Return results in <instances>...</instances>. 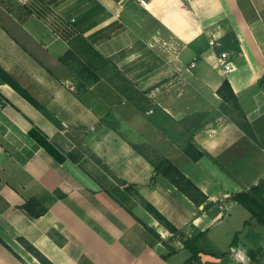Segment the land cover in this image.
<instances>
[{"label":"crops","instance_id":"0c3cea01","mask_svg":"<svg viewBox=\"0 0 264 264\" xmlns=\"http://www.w3.org/2000/svg\"><path fill=\"white\" fill-rule=\"evenodd\" d=\"M141 1L0 0V67L61 125L0 81V238L26 264L40 263L19 237L52 264H174L187 251L181 234H205V249L240 207L225 201L264 178V0ZM151 17L184 31L164 37ZM229 32L241 51L223 72L214 46ZM224 80L255 141L220 112ZM136 147L169 160L214 206L154 177ZM32 198L47 209L37 219L21 208ZM0 264L23 263L0 244Z\"/></svg>","mask_w":264,"mask_h":264},{"label":"trees","instance_id":"16d2710c","mask_svg":"<svg viewBox=\"0 0 264 264\" xmlns=\"http://www.w3.org/2000/svg\"><path fill=\"white\" fill-rule=\"evenodd\" d=\"M215 53L220 55L223 52L230 54V57H234L240 53V47L238 40L233 32H229L224 37L218 40L214 46ZM0 81L8 84L14 89L21 97L28 101L38 111H40L48 120H50L56 127L61 128L60 123L35 99H33L15 80H13L1 67H0ZM264 78L260 80V84L263 83ZM216 94L221 99L222 103L219 107L220 112L227 116L246 136L255 141L253 130L246 118V115L239 103L238 98L232 91L230 84L227 80H224L216 91ZM186 131H192V128L198 126V122L182 124ZM43 145H46L42 142ZM49 148V147H48ZM136 150L150 161L154 169V177L162 176L167 179L180 193H182L189 201L195 206L199 207L207 203L204 209L208 210L214 206V203L207 202L206 195L195 186L176 166H174L169 160L153 154L147 155L140 148L136 147ZM51 153L53 150H49ZM186 156L192 161H198L203 157V152L190 141L186 150ZM55 192L56 197H63L62 194ZM234 202L240 207L244 208L250 215V220L257 225L264 228V178L261 179L256 185L251 186L246 191L232 194L225 203ZM141 205L154 217V219L162 225L166 230L173 233H178V230L153 206L147 203L145 200L140 199ZM26 214L32 218L37 219L46 214L47 209L41 205V203L32 198L28 200L21 207ZM249 221L244 223L245 226L251 225ZM252 226V225H251ZM250 234L257 237V234L249 231ZM181 239L184 248L189 252L190 257L183 264H190L192 261L197 260L201 254H207L206 249L200 247V242L205 239V234H197L191 238L184 239L181 234ZM238 234H236L232 241V246L237 243ZM17 242L31 254L40 264H52L46 257H44L32 244L26 241L24 238H17ZM0 244L8 249L12 254L20 260L23 264H26L12 249L0 238Z\"/></svg>","mask_w":264,"mask_h":264},{"label":"rangeland","instance_id":"374dc122","mask_svg":"<svg viewBox=\"0 0 264 264\" xmlns=\"http://www.w3.org/2000/svg\"><path fill=\"white\" fill-rule=\"evenodd\" d=\"M152 27H161V34L169 37L173 32L184 31V28L174 29L166 26L163 22L151 17ZM160 50L166 51V44L159 42ZM170 50V49H169ZM99 90L103 93L104 86ZM148 155L151 153L148 152ZM224 207V206H223ZM249 213L242 207L235 206L231 208L227 215L217 223L207 235V254H201L197 260L190 264H264V228L257 225L250 219ZM249 221L251 225L244 227V222ZM257 234V237L250 234L249 231ZM238 234L236 245L232 246L234 236ZM189 253L181 251L171 255V263L182 264L188 259Z\"/></svg>","mask_w":264,"mask_h":264},{"label":"built area","instance_id":"2783aa9c","mask_svg":"<svg viewBox=\"0 0 264 264\" xmlns=\"http://www.w3.org/2000/svg\"><path fill=\"white\" fill-rule=\"evenodd\" d=\"M17 4L23 5L24 0H14ZM141 6L145 7L147 2L146 0H142L140 2ZM218 63L223 72H228L233 68V63L230 57V54L227 52H223L218 57ZM193 66V64H192Z\"/></svg>","mask_w":264,"mask_h":264}]
</instances>
